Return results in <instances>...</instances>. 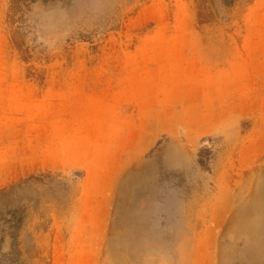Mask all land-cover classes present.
<instances>
[{
  "label": "rangeland",
  "instance_id": "obj_1",
  "mask_svg": "<svg viewBox=\"0 0 264 264\" xmlns=\"http://www.w3.org/2000/svg\"><path fill=\"white\" fill-rule=\"evenodd\" d=\"M0 264H264V0H0Z\"/></svg>",
  "mask_w": 264,
  "mask_h": 264
}]
</instances>
